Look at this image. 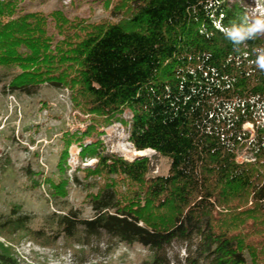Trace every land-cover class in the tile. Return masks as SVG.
Masks as SVG:
<instances>
[{
  "label": "trees",
  "instance_id": "obj_1",
  "mask_svg": "<svg viewBox=\"0 0 264 264\" xmlns=\"http://www.w3.org/2000/svg\"><path fill=\"white\" fill-rule=\"evenodd\" d=\"M24 1H0L2 93L66 90L74 107L104 123L128 112L133 150L168 164L166 174L152 175L147 157L129 161L101 143L83 148L81 158L96 164L71 183L96 190L86 197L92 218L64 207L31 234L48 241L104 234L149 250L151 264L177 242L186 248L183 264H259L264 73L249 61L264 38L237 51L220 32L247 9L245 0H105L108 18L95 23L60 11L26 13ZM242 153L248 158L239 162ZM67 181H50L52 197H66ZM32 220L12 206L0 216V233L28 231ZM0 264L17 263L0 250Z\"/></svg>",
  "mask_w": 264,
  "mask_h": 264
},
{
  "label": "rangeland",
  "instance_id": "obj_2",
  "mask_svg": "<svg viewBox=\"0 0 264 264\" xmlns=\"http://www.w3.org/2000/svg\"><path fill=\"white\" fill-rule=\"evenodd\" d=\"M254 1L245 0L249 7L255 6ZM104 2L25 0L19 7L26 13L60 11L68 19L95 23L108 18L109 8ZM48 34L56 35L51 25ZM120 120L104 123L82 112L72 105L66 90L42 86L34 96L27 97L2 93L0 85V216L6 215L12 206L33 216L28 231L0 233V250H6L17 264H151L153 253L149 250L121 244L104 234L84 238L77 233L70 240L59 236L52 241H48L50 235L40 239L31 234L46 228L45 218L64 207L79 211L82 219L92 218L86 197L96 190L84 192L71 183L73 176L82 178L83 170L93 169L96 164V160L81 158L83 148L101 143L106 153L129 161L140 157L133 154L128 143L130 114L124 112ZM245 128L250 130L251 126ZM144 155L150 159L152 175L166 174L167 160L151 151ZM247 158L242 153L237 161ZM64 178L68 179L63 188L67 195L55 199L49 183ZM116 187L117 191L126 192L123 185ZM185 250L181 243L171 244L159 253L160 264H183ZM261 263L264 264L262 256Z\"/></svg>",
  "mask_w": 264,
  "mask_h": 264
},
{
  "label": "clouds",
  "instance_id": "obj_3",
  "mask_svg": "<svg viewBox=\"0 0 264 264\" xmlns=\"http://www.w3.org/2000/svg\"><path fill=\"white\" fill-rule=\"evenodd\" d=\"M220 32L237 51L249 41L264 38V10H262L259 0H255L254 7L248 6L227 26H221ZM253 53L254 59L249 61L250 65L264 73V47H256Z\"/></svg>",
  "mask_w": 264,
  "mask_h": 264
},
{
  "label": "bare ground",
  "instance_id": "obj_4",
  "mask_svg": "<svg viewBox=\"0 0 264 264\" xmlns=\"http://www.w3.org/2000/svg\"><path fill=\"white\" fill-rule=\"evenodd\" d=\"M147 151H144V152H133V154L135 155V156H142V155H144L145 153H146Z\"/></svg>",
  "mask_w": 264,
  "mask_h": 264
},
{
  "label": "water",
  "instance_id": "obj_5",
  "mask_svg": "<svg viewBox=\"0 0 264 264\" xmlns=\"http://www.w3.org/2000/svg\"><path fill=\"white\" fill-rule=\"evenodd\" d=\"M140 157H145V155H142V156H140Z\"/></svg>",
  "mask_w": 264,
  "mask_h": 264
}]
</instances>
